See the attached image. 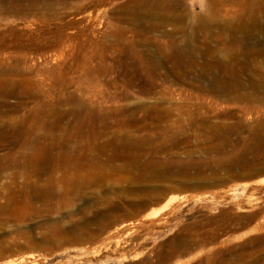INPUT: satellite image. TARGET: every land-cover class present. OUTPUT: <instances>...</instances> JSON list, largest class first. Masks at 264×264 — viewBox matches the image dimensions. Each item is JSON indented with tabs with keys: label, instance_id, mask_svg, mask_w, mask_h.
Wrapping results in <instances>:
<instances>
[{
	"label": "rangeland",
	"instance_id": "obj_1",
	"mask_svg": "<svg viewBox=\"0 0 264 264\" xmlns=\"http://www.w3.org/2000/svg\"><path fill=\"white\" fill-rule=\"evenodd\" d=\"M126 1L61 10L46 26L36 15L0 16L1 27L45 29L54 41L64 25L67 36L59 46L27 54L15 70L0 71V104L6 90L53 100L74 91L86 104L75 106L83 130L52 152V171L35 175L23 160L17 169L28 176L23 172L8 186L16 169L0 170V264H264V87L253 88L264 75H244L233 92H216L209 79L194 85L162 67L158 72L169 81L157 77L156 92L127 87L124 97V60L115 61L114 49L104 60L98 57L104 46L120 41L117 29H127L140 49L149 38L181 41L191 29H212L198 35L211 50L238 46L230 35L223 42L212 36L217 29H259L254 39L238 37L244 47L264 48V0L151 2L132 21L117 10ZM68 21L74 26L67 28ZM10 51L17 49L0 50V70L13 65L6 60ZM262 66L264 54L250 70ZM7 102L16 103V96ZM64 103L69 110L70 100ZM12 112L5 116L16 120L29 109ZM71 117L63 119L62 135ZM14 146L0 143V154ZM7 159L1 155L0 164ZM53 172L60 182L46 184ZM171 196L180 197L174 208L145 217ZM115 242L121 246L116 250Z\"/></svg>",
	"mask_w": 264,
	"mask_h": 264
},
{
	"label": "bare ground",
	"instance_id": "obj_2",
	"mask_svg": "<svg viewBox=\"0 0 264 264\" xmlns=\"http://www.w3.org/2000/svg\"><path fill=\"white\" fill-rule=\"evenodd\" d=\"M179 1L128 0L119 6L117 10L126 14L132 21L138 17L139 7L144 4L154 2L162 7L176 5V2ZM102 4L103 0H0V16L7 17L13 14L17 17L25 18L30 15H36L39 16L40 22L46 26L51 17L56 15L61 17V14H63L61 10L67 11L69 14L72 11H84L91 6L97 7ZM151 15L153 14L151 13ZM200 17L202 16L200 15ZM200 22L201 20H199L197 27H199ZM2 24L3 22L0 19V50L2 51L8 48L17 49L16 52H9V54L13 55H9L6 60H14V63L0 70L3 75L15 70L13 67L19 63L25 62L27 54L41 53L51 47L59 46L63 43V35L66 36V34H63L65 30L62 29L64 25L61 26V30L57 33L60 38L51 41L48 40V32L45 29H17V27L11 26L9 23H5L4 27H1ZM74 24V22L68 21L65 26L71 28ZM117 30L120 33L118 35L120 41L114 43L112 48L104 46L102 48L104 53L98 57L104 60L108 56L107 52L110 49H114L116 51L115 61L120 63L124 60L123 64L125 66L122 71V76L124 77L123 86L125 87L124 97H128L127 87L135 88L139 94L147 95L156 92V87H160L161 85H159L156 79L157 77L161 76L165 83L169 81L168 74L158 72L162 67L166 68L169 74L190 81L194 85L196 81L200 82L204 79H209L211 81V87L216 92H233L236 89L238 79H242L244 75L251 74L254 80L259 79L256 78L258 72H260V76L264 75V66L250 70V66L256 61V58L260 54H264V48H259L256 44L244 47L240 44L242 38L238 37V34H241L243 39H254L256 30L259 29H217L218 31L216 30L212 36H216L223 42L225 36L230 35L231 41L237 43L238 46L229 47L225 44L222 47L213 48L212 50L209 47L206 49L198 42L200 41L198 37L199 32L205 30L206 33L211 35L213 33L212 29H191L190 38L187 37L181 41L170 39L163 43H158L156 40L149 38L145 46L153 44L156 46L155 50L145 46L141 49L138 48L139 41H136L134 38L129 39L127 29ZM145 30L150 33L154 29ZM260 30L264 35V29ZM188 31V29H180V33H186ZM71 39L72 36L69 35L68 40ZM58 56L60 57L61 55ZM25 71L28 72L30 69H25ZM133 76L136 79L130 78ZM253 86L255 89L260 88L259 86L264 87V77L260 81H254ZM163 87L162 90L167 88V86ZM198 87L205 89L202 85ZM2 96L5 105L1 103L0 106L6 112L5 114L4 112L0 114V143L6 145V147L11 143L15 146L13 149H8L3 154H0V156L3 155L5 158H12L11 161L7 159L4 163H1L0 170L11 167L16 169L12 172V183L8 185L11 186L12 184H16L18 177L23 172L25 177L28 176L27 172H21L17 169L23 160L26 164H31L30 166L33 167L31 172L35 175L42 177L45 173L52 171L47 166L49 162L56 160V156L52 152L56 148H60L70 142L72 135L75 132L82 131L85 123L81 119L80 112L75 107L79 102L82 103V101L75 95L74 91L68 92L66 97L60 94L56 100L50 99L46 94L35 92L18 93L10 90L4 91ZM12 96H16L17 98V102L14 104L7 102L8 98ZM66 100H70V108L65 111L63 107L68 104L64 103ZM55 106L57 109L51 113L50 111ZM82 106L86 108V104L82 103ZM27 108L29 109V113L21 115L16 120L8 119L5 116L6 113H13L12 111H20L21 109ZM149 109L154 108L151 107ZM152 112L156 115L154 110ZM68 115L72 116L71 120L68 121L69 125L67 127L69 128L66 134L62 135V132L65 130L62 127V121ZM69 129L70 132H68ZM61 177V175L58 176L56 172H53L47 177L46 184H56L60 182ZM260 181L264 182V178L260 179ZM33 183L35 184L36 182ZM179 198V196L169 197L160 207L153 208L148 212L145 217H157L162 212L164 213V211L174 208ZM127 239H125L123 245L127 244L125 243L126 241L128 242ZM119 244L120 242L113 243L115 248H112L115 250L118 249ZM171 244H173V241H171ZM170 252L166 253V256H170Z\"/></svg>",
	"mask_w": 264,
	"mask_h": 264
}]
</instances>
